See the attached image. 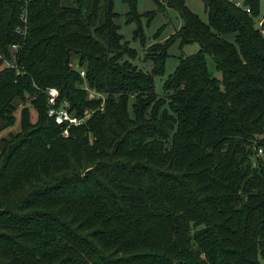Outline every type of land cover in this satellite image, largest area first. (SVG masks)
I'll list each match as a JSON object with an SVG mask.
<instances>
[{
    "label": "trees",
    "instance_id": "16d2710c",
    "mask_svg": "<svg viewBox=\"0 0 264 264\" xmlns=\"http://www.w3.org/2000/svg\"><path fill=\"white\" fill-rule=\"evenodd\" d=\"M153 1L182 24L145 48V71L113 0H0V133L18 121L0 136V264H262L264 7L201 0L202 19L187 0ZM176 42L198 49L159 96ZM49 87L92 111L67 136Z\"/></svg>",
    "mask_w": 264,
    "mask_h": 264
},
{
    "label": "rangeland",
    "instance_id": "374dc122",
    "mask_svg": "<svg viewBox=\"0 0 264 264\" xmlns=\"http://www.w3.org/2000/svg\"><path fill=\"white\" fill-rule=\"evenodd\" d=\"M242 1V0H240ZM261 9L264 7V0H260ZM188 6L196 12L202 19L205 18L203 11V3L201 0H187ZM114 9L118 16L116 22L119 25V31L123 36V40L129 43V46L134 48L137 56L132 62L139 68L149 71L151 63L145 60V48L155 41H163L169 37L182 24V19L178 13L172 8H166L163 12L156 11V5L153 0H136V9L140 16V25L144 33V41L140 38H134L133 32L136 29V22H127L126 14L128 11L127 4L124 0H113ZM149 14H152L149 17ZM198 49L197 44L186 45L182 49L179 48L177 42L172 44L168 50V56L165 61L164 72L162 75L154 77V91L157 95H163V81L169 74L173 73L179 63L180 55L192 53ZM207 58V66L213 74H217L214 68V63L209 56ZM21 107V106H20ZM20 107L15 113L17 120L19 119ZM32 110V109H31ZM32 119H35V112L32 111ZM18 129V121L15 126L0 133V136L5 135L9 130L15 131ZM261 263L264 264V258L260 257Z\"/></svg>",
    "mask_w": 264,
    "mask_h": 264
},
{
    "label": "built area",
    "instance_id": "2783aa9c",
    "mask_svg": "<svg viewBox=\"0 0 264 264\" xmlns=\"http://www.w3.org/2000/svg\"><path fill=\"white\" fill-rule=\"evenodd\" d=\"M236 6H242V1L235 0ZM243 7V6H242ZM244 10L248 13H250L249 7H243ZM263 16L259 17L258 19V26L261 28L263 23ZM16 33L21 34L23 33L20 28L16 29ZM16 45H12V49H16ZM81 75H84V72H80ZM87 88V87H85ZM46 97H47V116L56 124L63 126V135H68V130L72 126H79L84 124L89 117L91 116L92 111L91 110H85L83 114L79 115L74 113L71 108L70 104L67 101H60L59 99V91L56 87H49L46 89ZM99 94L95 93L94 91L89 90V97H98Z\"/></svg>",
    "mask_w": 264,
    "mask_h": 264
}]
</instances>
